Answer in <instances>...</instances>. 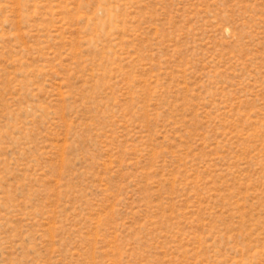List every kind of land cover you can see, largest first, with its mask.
Returning a JSON list of instances; mask_svg holds the SVG:
<instances>
[{"label": "rangeland", "instance_id": "1", "mask_svg": "<svg viewBox=\"0 0 264 264\" xmlns=\"http://www.w3.org/2000/svg\"><path fill=\"white\" fill-rule=\"evenodd\" d=\"M0 264H264V0H0Z\"/></svg>", "mask_w": 264, "mask_h": 264}]
</instances>
